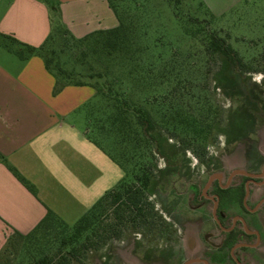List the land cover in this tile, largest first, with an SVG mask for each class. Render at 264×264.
Instances as JSON below:
<instances>
[{
    "label": "trees",
    "instance_id": "trees-1",
    "mask_svg": "<svg viewBox=\"0 0 264 264\" xmlns=\"http://www.w3.org/2000/svg\"><path fill=\"white\" fill-rule=\"evenodd\" d=\"M106 1L117 20L116 26L111 29L95 31L76 39L63 26L58 23L55 25L74 41L91 40L93 55L98 54L114 62L120 59L123 62L127 61L131 69L128 71L127 82H123L134 85L130 91L136 88L135 90L143 95L148 89L156 92L164 85L170 90L161 99L163 102L154 100L148 103L157 114L155 117L140 103L135 104L128 100L124 91L119 89V86H122L121 78H119L121 81L118 78L115 81H107V76L100 73L73 76L65 70H53L51 58L44 53V46L51 38L52 32L46 42L38 48L24 46L21 49H14L20 56L36 54L43 59L45 67L56 79L55 91L64 84H88L94 87L95 100L86 107L87 139L125 174V178L112 190L104 193L75 224L68 225L48 211L29 234L13 238L32 244L39 239L49 240L51 235L56 237L58 233L64 234L60 238V246L55 254L57 260L44 257L38 264H72L73 258L84 257L91 249L99 251L108 240L120 238L123 227H130L132 231L144 227L151 233L157 222L148 196L152 194V188L157 181L164 177L176 176L177 173L181 175L182 163L188 160L185 158L188 151L201 161L207 153V147L216 141L218 135L250 128L253 107L257 105L256 100L262 97V92L258 91L256 86L247 85L242 78L248 71L247 64L237 51L215 31L204 27L203 22L196 18H188L187 22L197 26L196 33L199 34L204 52L219 61L218 70L212 76L214 88L223 95L236 97L238 100L236 106L226 110L224 118L219 119L216 108L209 104L207 106L206 99L204 104H201L200 98L196 99L189 95L190 81L184 76V71L178 68L180 64L177 54H172L167 61L162 62L163 66H159L157 71L150 65L141 68V65L135 62L136 54L141 50H147L148 46L139 45L137 25L130 13L121 9L119 0ZM166 1L173 4L175 19L180 21L179 0ZM47 4L56 15V6L49 0ZM199 4L206 12L211 13L202 2ZM210 15L215 18L212 13ZM221 77L226 83L220 86ZM118 81L119 86L116 85ZM182 98L191 100L195 106L201 105L199 109L196 108L199 112L196 114L194 110H190L191 104L182 106L183 102L178 103ZM158 155L167 163L165 169H156L154 157ZM14 174L32 189V186L16 172ZM109 210L111 213L107 216ZM157 221L162 225L152 232L154 236L160 234L161 228L165 229L160 216Z\"/></svg>",
    "mask_w": 264,
    "mask_h": 264
},
{
    "label": "crops",
    "instance_id": "crops-1",
    "mask_svg": "<svg viewBox=\"0 0 264 264\" xmlns=\"http://www.w3.org/2000/svg\"><path fill=\"white\" fill-rule=\"evenodd\" d=\"M49 1L56 17L47 0H0V253L48 211L66 224L85 214L93 206L87 201L95 170L110 160L79 123V113L95 100L94 87L64 84L55 91L43 59L14 49L43 45L55 23L79 39L115 27L116 17L106 0Z\"/></svg>",
    "mask_w": 264,
    "mask_h": 264
},
{
    "label": "rangeland",
    "instance_id": "rangeland-1",
    "mask_svg": "<svg viewBox=\"0 0 264 264\" xmlns=\"http://www.w3.org/2000/svg\"><path fill=\"white\" fill-rule=\"evenodd\" d=\"M206 1L210 3L209 5L216 6V10L212 12L215 18L211 17V13L206 12L199 4L202 2L207 9L210 6L206 4ZM119 6L121 9L127 10L133 17L138 28L139 45L141 47L148 46L147 50H141L136 54L135 62L141 65V68L150 65L157 71L159 66H163L162 62L167 61L172 54H177L180 64L178 68L184 71V76L190 81L188 84L189 95L196 99L200 98L201 104L207 100L206 105L209 104L216 108L219 119L224 118L226 110L235 107L238 100L236 97H227L214 88L212 76L218 70L219 61L204 52L199 34L196 33L197 26L187 22L188 18L198 19L203 22L204 27L215 31L218 36L224 38L247 64L248 71L242 76L246 84L254 85L258 91L264 93V0H179L180 21L175 19L173 4L166 0H119ZM53 17H55L54 13ZM140 26L141 29H139ZM61 30L59 26L55 25L51 38L44 46V53L48 58H51L53 70H65L73 76L75 74L87 76L100 73L107 76V81H115L116 78L121 81L122 79V86H119V81L116 85L119 84V89L124 91L128 100L135 104L140 103L143 108L156 117L157 114L148 103L154 100L162 101L163 96L170 90L166 85L158 88L156 92L153 89H148V92L146 91L143 95L135 90L136 88L130 91L134 85L123 82H127L128 71L131 69L127 61L123 62L120 59L114 62L98 54L93 55L91 40L74 41ZM219 82L220 86L226 83L222 77ZM185 93L187 92L185 91ZM185 96L188 95L185 94ZM170 100L173 101V99ZM178 101H180L178 103L183 102L182 106L191 104L190 110H194L196 114L199 112L196 111V108L199 109L201 105L195 106L191 100L184 98ZM79 114L82 116L80 117V126L85 127L86 132L87 111H81ZM217 140L220 146L225 142L223 136ZM259 144L264 152V138L261 137ZM208 147L207 151L209 152L214 153L217 150L215 142ZM185 156L192 164L198 161L191 151H188ZM154 158L157 170L166 165L161 156L158 155ZM105 160H107V165L103 167V171L101 172L100 169L96 172L95 170L93 195L87 201L89 207L125 178V174L115 163L108 158ZM222 160H224L223 166L227 171L245 163L243 158H237L235 155L232 157L222 155ZM156 184L158 188H161L163 181H157ZM154 192V188H152V193ZM148 200L149 202L154 200L151 193ZM110 213L109 210L107 216H110ZM158 216L166 225H164L165 229L161 228L160 234L156 236L157 239H154L152 234L154 227L151 229V233H148L144 227L135 231H132L133 229L130 227H123V234L120 238L108 240L99 251L91 249L84 257L73 258L72 264H163L161 262L153 263L156 247L157 250L160 249V246L163 248L165 245L172 248L175 244L178 245V240L182 242L183 246L182 258H188L192 253L188 248V239H192L194 242L193 252L198 247L196 233L194 231L184 233L182 229L178 233H175L174 229L172 233L171 229L167 227V224H170L167 221V216L162 217L161 214ZM80 217L81 215L70 218L72 222L68 225L75 224ZM155 224L157 229L162 225L158 221ZM132 232L139 235L136 237ZM63 236V233L62 235L58 233L56 237L51 235L49 240L39 239L32 244L17 238L13 239L1 251L0 264H38L44 257L53 258L56 261L55 254L58 252L60 238ZM157 255L159 256V253Z\"/></svg>",
    "mask_w": 264,
    "mask_h": 264
},
{
    "label": "flooded vegetation",
    "instance_id": "flooded-vegetation-1",
    "mask_svg": "<svg viewBox=\"0 0 264 264\" xmlns=\"http://www.w3.org/2000/svg\"><path fill=\"white\" fill-rule=\"evenodd\" d=\"M256 102L250 128L218 135L225 142L220 146L216 139V152L207 151L195 164L186 160L181 175L164 177L161 188L155 185V221L161 214L172 233L194 231L198 247L193 252L194 242L188 239V258H182L179 240L172 248L156 247L153 263L264 264V152L259 144L264 138V93ZM222 155L245 163L227 171Z\"/></svg>",
    "mask_w": 264,
    "mask_h": 264
}]
</instances>
